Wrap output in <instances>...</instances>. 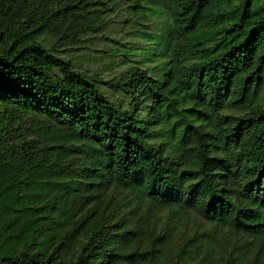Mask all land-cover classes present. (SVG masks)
<instances>
[{
    "label": "trees",
    "instance_id": "1",
    "mask_svg": "<svg viewBox=\"0 0 264 264\" xmlns=\"http://www.w3.org/2000/svg\"><path fill=\"white\" fill-rule=\"evenodd\" d=\"M186 212L264 264V0H0V264H184Z\"/></svg>",
    "mask_w": 264,
    "mask_h": 264
},
{
    "label": "rangeland",
    "instance_id": "2",
    "mask_svg": "<svg viewBox=\"0 0 264 264\" xmlns=\"http://www.w3.org/2000/svg\"><path fill=\"white\" fill-rule=\"evenodd\" d=\"M128 42L129 38L125 31L108 32L104 36L92 34L86 37L83 43L74 47L86 46L79 51H72L74 62L89 76L103 81L102 90L105 95L112 99L117 98L115 92L109 89V83L116 77L128 73L130 68L120 64L121 57H114L113 49L117 47L113 42ZM118 63V65H116ZM134 66V65H133ZM182 223L171 242V251L185 249L182 255L184 264H197L202 260L196 248L197 241L205 244L204 249L213 250V264H257L256 248L250 252L245 242L234 230L220 229L208 221L199 213H182ZM147 227V224L145 225ZM215 236L214 239L211 237ZM175 249V250H174ZM179 253V252H177Z\"/></svg>",
    "mask_w": 264,
    "mask_h": 264
}]
</instances>
